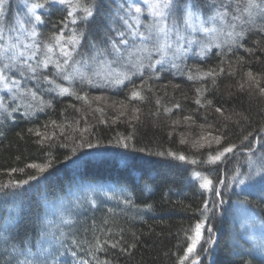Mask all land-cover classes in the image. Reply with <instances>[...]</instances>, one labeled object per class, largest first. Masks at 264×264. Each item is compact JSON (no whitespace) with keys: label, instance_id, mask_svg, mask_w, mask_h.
Returning <instances> with one entry per match:
<instances>
[{"label":"trees","instance_id":"trees-1","mask_svg":"<svg viewBox=\"0 0 264 264\" xmlns=\"http://www.w3.org/2000/svg\"><path fill=\"white\" fill-rule=\"evenodd\" d=\"M118 2L123 0H100L102 7L95 21L87 26H77L86 32L81 49L83 58L93 54L88 41L105 47L103 41L106 36L114 35V9ZM22 3L23 0H12L10 21L21 11ZM65 17L63 6L51 8L50 15L44 17L45 25L40 27V31L45 36L57 31ZM150 18L146 15L142 17L145 22ZM115 26L120 27L118 21ZM197 38L201 42L205 41L202 35H197ZM257 41L260 46H264V34L251 32L244 40V47L253 49V54L246 53L244 49L229 52V45L223 44L220 48L213 46L206 57L200 58L192 54L199 51V47L194 45L186 59L175 62L178 69L166 64L164 70L159 71L160 66L157 65V71L153 72L145 67L142 77H132L136 85L145 83L143 101H129L132 84L128 82H125L126 86L100 82L101 86L96 87L78 78L73 81L56 78L57 84L69 88L75 95L44 91L49 85L42 84L40 95L45 102L50 101V106H44L43 111L37 110L41 106L39 101H31L34 108L29 110V115L23 114L24 108L13 113L11 107L14 105L9 101L8 112L0 109V181L6 182L10 178L7 175L10 169L25 168L27 164L51 161L53 167L39 181H31L30 185L25 186L27 191L24 195L0 197V264H5L13 257L25 259L24 255L13 251V245L21 251L30 248L33 253H37L40 246H45L44 242L49 245L51 252V256L45 259L52 257V260L67 264L72 258L65 249L77 250L73 240L80 242L81 248L87 249V242H94V236L107 239L106 229L113 234L123 230L124 241L136 243L130 255L109 248L106 258L112 264H177V256L183 254L187 243L184 230L193 223L191 209L197 208L206 196L193 173H207L209 168L219 167L218 174L227 182L234 167L239 166L241 171H247L248 157L237 149L236 156L224 165L202 166L156 153L170 151L182 153L190 159L205 158L208 149L194 146L202 132L200 125L206 124L203 117L208 116V123H220L223 117L214 113L212 108L195 104V88L202 83L209 89L204 94L205 98L212 100L214 106L222 107L226 114L240 112L249 118V122L241 121L238 126L229 122L232 142L239 144L240 138L248 131L264 126V99L249 97L246 92L238 90V82L248 68L253 72L260 71L256 60L264 57L257 48ZM241 56L245 62L238 65L236 61ZM158 58L159 55L155 53L153 62ZM221 60L226 71L217 78L215 89H212L210 78L200 82L187 79L186 69L199 67L206 71L220 65ZM230 62L234 76L227 75ZM123 66L112 65L119 69ZM26 86L35 88L36 82L26 81ZM149 87L151 91H147ZM9 95L6 90L0 91V97L6 100ZM77 95L81 99H77ZM156 100L161 103L157 105ZM24 102H30V98ZM120 102L125 107H121ZM177 103L180 108L174 107ZM133 108L140 109L136 113L138 120L132 118ZM165 108L171 111L167 112ZM188 115L193 117L192 121L184 120ZM233 119L236 117L233 116ZM52 121L62 126L63 132L60 128L53 129ZM173 121L179 123L174 124ZM45 124L48 125L49 134L54 131L55 136L40 145L36 143L38 137L30 133L29 129L43 132L46 131L43 127ZM129 135L133 139L128 141V149L114 146L119 136ZM182 137L186 143H180ZM85 139L93 143L98 141L101 146L77 149L73 155L72 149ZM63 144H67V147H63ZM133 146L145 151H133ZM261 151L264 150L257 146L253 158ZM29 174H35V170L25 168L24 173H15L11 178L26 179ZM212 178L215 180V175ZM233 187L236 192L242 191ZM105 191H113L114 198L109 200ZM261 195L264 193L256 185L251 194L244 192L242 196H232L230 204L237 199L246 200L247 207L264 214ZM123 199H130L131 203L125 204ZM64 203L69 206L68 209L59 206ZM50 205L53 206V212L47 220L44 218L46 206ZM71 208L74 211L69 210ZM57 216L62 220L59 227L55 223L59 218ZM243 217L245 224H259V220ZM65 219H70L72 223H63ZM239 219V212L231 209L213 222L216 245L213 246L211 261L214 264H264V252L253 245L252 230H246ZM6 222L8 228L4 231ZM256 236L259 240L258 232ZM25 241L28 243L25 244ZM78 254L89 258L86 252ZM66 258L68 261L64 263ZM202 264L209 262L202 261Z\"/></svg>","mask_w":264,"mask_h":264},{"label":"snow or ice","instance_id":"snow-or-ice-1","mask_svg":"<svg viewBox=\"0 0 264 264\" xmlns=\"http://www.w3.org/2000/svg\"><path fill=\"white\" fill-rule=\"evenodd\" d=\"M57 5L63 6L66 17L60 22L61 27L57 31L45 36L40 31V27L45 25V15H50L51 8ZM11 7L12 0H0V91L6 90L7 94H10L8 100L0 97V109L8 112L10 101L14 105L11 107V112H19L21 108H24V115H29V110L34 108L31 101L40 102L41 106L37 109L39 111H43L44 106H50V101L45 102L40 95L42 84L49 85L44 91L56 92L57 95L65 93L75 95L69 91V88L57 84L56 78L67 81L78 78L81 82L96 87L101 86V81L105 85L125 86V82H128L132 84L129 101H143L145 96L142 92L145 91V83L136 85L132 77H142L145 67L153 72L157 71V65L160 66L159 71H163L166 64L172 69H178L179 66L175 61L186 59L189 53H192L194 45H198L199 51L192 54L200 58L206 57L213 46L220 48L225 43L229 45V52L244 49L246 53L253 54V49L244 47L245 38L251 32L264 34V0H142V4L141 0H123L118 2L114 9L116 14V20L113 21L114 35L106 36L103 41L105 47L88 41V47L93 50V54L89 58H83L81 49L86 40V32L77 26L80 24L87 26L95 21L102 7L100 0H23L21 11L16 13L10 21ZM145 15L151 17L147 22L142 19ZM117 21L120 27L115 26ZM188 30H191V35L186 34ZM197 32L212 39L203 43L195 36ZM221 34L227 39L218 42ZM257 48L264 57V46H260L259 41H257ZM154 53L158 54L159 58L153 62ZM109 56L112 57L111 60L108 59ZM77 57L81 58L77 59ZM244 62L242 56L236 61L238 65ZM113 64L130 65L132 70L105 74L95 71L97 66L111 68ZM223 64L224 61L221 60L220 65L208 68L206 71L199 67L188 68L186 69L187 79L200 82L210 78L212 89H215L217 78L224 75L226 71ZM256 65L260 71L253 72L251 68H248L238 82V90L246 92L249 97L264 99V59L258 57ZM231 68L230 62L227 75L234 76L235 72L231 71ZM26 81H35L36 87H27ZM147 91H151V88L149 87ZM207 91L209 89L203 83L195 88V104L214 109V113L223 117V121L208 123V116L203 117L206 124L200 125L202 132L199 139L194 142V146L208 149L205 158L190 159L182 153L170 151L159 152L156 155H168L193 165L220 166L234 158L239 149L248 157L247 171H241L239 166L234 167L227 182L218 174L219 167L209 168L207 173L200 171L193 173L199 188L206 193V196L197 208L191 209V205L188 206L193 212V223L184 230L187 243L183 254L177 256V264H186V262L202 264V261L214 264L211 261L213 246L216 245V230L213 222L231 209L252 218L253 221L259 220L258 225L246 223L244 227L246 230H253L251 236L253 245L264 252V214L256 213L247 207L246 200L237 199L230 204L232 196L239 197L244 192L251 194V190L256 185H259L261 192L264 193V151L253 158L257 146L264 150V126L248 131L240 138L239 144L232 142L229 122L238 126L241 121L249 122V118L240 112L226 114V110L214 106L212 100L205 98L204 94ZM29 98L30 102L25 103L24 101ZM76 98L81 99L79 95ZM83 99L86 100L87 97ZM17 101L20 103L17 104ZM120 103L121 107H125L123 102ZM160 103V100H156L157 105ZM174 107L180 108V104L177 103ZM139 111V108L132 109L133 119H139L136 115ZM165 111L170 112L171 109L165 108ZM233 116L236 119H233ZM184 120L192 121L193 117L188 115L184 117ZM173 123L178 124L179 121H173ZM51 124L53 129L60 128L63 132L62 126L57 125L55 121ZM43 127L46 131L29 129L30 133L38 137L36 143L40 145H44L55 136L54 131L49 134L47 124ZM132 139V135L119 136L114 146L128 149L130 147L128 141ZM186 142L182 137L180 143ZM62 146L67 147V144ZM100 146L98 141L93 143L85 139L72 149V153L75 155L77 149ZM132 150L145 151L143 148L136 149L134 146ZM52 167L51 161L27 164L25 168L35 170V174L27 175L26 179L11 178L15 173H24L25 168L10 169L7 173L10 178L6 182L0 181V197L24 195L27 191L25 186L30 185L31 181H39ZM214 175L215 180L212 178ZM224 175L227 176L226 173ZM233 186L242 191L236 192ZM22 189L24 191H20ZM260 199L264 200V195H261ZM122 202L131 203L130 199H123ZM226 205L228 207H225ZM147 207L151 208V205ZM63 223L71 224L72 221L65 219ZM7 228L8 222L5 223L4 231H7ZM105 232L107 239L94 236V242H87L89 244L87 249L81 248L80 242L73 240L77 250L65 249L72 258L69 264H112V261L106 258L109 248L119 249L121 253L129 255L130 250L136 248L135 242L124 241L123 230L117 234L107 229ZM256 232L259 233V240L256 238ZM27 243L25 241V244ZM198 246L199 250H197ZM13 251L24 255L25 259L19 260L18 257H13L5 264H59L58 260L49 261L38 253H33L30 248L21 251L13 245ZM78 252H86L89 258L85 259Z\"/></svg>","mask_w":264,"mask_h":264},{"label":"rangeland","instance_id":"rangeland-1","mask_svg":"<svg viewBox=\"0 0 264 264\" xmlns=\"http://www.w3.org/2000/svg\"><path fill=\"white\" fill-rule=\"evenodd\" d=\"M151 19V18H150ZM186 34H189V35H191V30H188L187 31V33ZM197 35H202V36H204V38H205V41L203 42V43H207V42H209V40L210 39H212L211 37H209V36H206L205 34H203V33H200V32H197V33H195V36H197ZM227 39V37L226 36H224L223 34H221L220 35V37H219V41L218 42H220V41H225ZM225 45H226V43H225ZM196 46H198V45H196ZM198 50H199V48H197ZM155 55V53L153 54V56ZM134 59H135V57H134ZM176 62V61H175ZM145 63H147L146 61H145ZM131 71L132 69H131V66L130 65H124L123 67H122V69H119V68H115V67H112L111 66V68H106V67H103V66H97L96 68H95V71H98V72H100L101 74H105V73H109V72H113V71ZM101 83H103V81H101ZM5 91V90H4ZM105 194L107 195V198L109 199V200H112L113 198H114V192L113 191H105ZM77 195V194H76ZM116 197V196H115ZM60 207H65V208H69V206H67L65 203L64 204H61V205H59ZM52 205H50V207L49 206H46V212H47V214L45 215V217L44 218H46L47 220H49L48 219V217H49V215H51L52 214V212H53V209H52ZM69 210H72V211H74V209L73 208H71V209H69ZM239 215H240V222L242 223V226H244L245 225V220H244V217H243V215L239 212ZM57 217H59V216H57ZM46 221V220H45ZM62 220H61V218L59 217L58 218V220H57V222H55V223H57V225H58V227L59 226H61V222ZM252 230V229H251ZM253 231V230H252ZM3 236H5V235H3ZM257 237V236H256ZM6 239V238H5ZM41 241H43V239H41ZM45 244V246H40L39 247V249H38V251L39 252H37L41 257H43V258H47L48 256H51L50 255V247H49V245L46 243V242H44ZM49 261H52V257H50L49 259H48ZM68 260H67V258L64 260V263L65 262H67ZM59 264H63V263H61V262H59ZM67 264H69V263H67Z\"/></svg>","mask_w":264,"mask_h":264}]
</instances>
